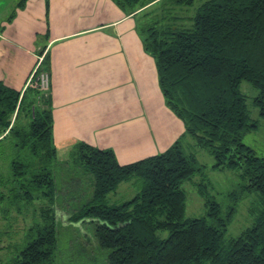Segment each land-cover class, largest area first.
<instances>
[{
  "label": "trees",
  "instance_id": "16d2710c",
  "mask_svg": "<svg viewBox=\"0 0 264 264\" xmlns=\"http://www.w3.org/2000/svg\"><path fill=\"white\" fill-rule=\"evenodd\" d=\"M194 1L113 0L127 15L144 12L142 17L160 3H168L170 11ZM192 21L186 26L176 16L154 15L139 25L166 106L183 122L185 132L166 152L135 163L120 165L113 150L80 143L70 150V162L61 164L49 92L43 93L34 79L24 92L0 81V144L7 141L6 151L13 157L8 179H0V227L22 204L40 203L34 224L6 264L55 263L62 244L57 210L63 203L73 208L70 225L93 226L106 264H264V157L243 143L257 124L250 122L240 91L243 81L259 90L253 103L264 118V0H209ZM46 59L39 73L47 72ZM188 139L214 157V170L241 171L244 184L230 193L226 209L202 184L207 216L186 220L182 184L206 170L196 153L187 152L192 146ZM131 180L140 186L138 194L120 205L110 204L109 195ZM70 185L73 198L68 197ZM252 193L258 196L255 221L239 236L226 239L236 204ZM161 232L168 237L161 238ZM4 236L13 238L0 229V238Z\"/></svg>",
  "mask_w": 264,
  "mask_h": 264
},
{
  "label": "crops",
  "instance_id": "0c3cea01",
  "mask_svg": "<svg viewBox=\"0 0 264 264\" xmlns=\"http://www.w3.org/2000/svg\"><path fill=\"white\" fill-rule=\"evenodd\" d=\"M20 1L0 0V81L24 92L47 55L53 138L62 153L84 143L113 150L127 165L183 136L144 49V12L127 15L113 0H28L23 8Z\"/></svg>",
  "mask_w": 264,
  "mask_h": 264
},
{
  "label": "rangeland",
  "instance_id": "374dc122",
  "mask_svg": "<svg viewBox=\"0 0 264 264\" xmlns=\"http://www.w3.org/2000/svg\"><path fill=\"white\" fill-rule=\"evenodd\" d=\"M209 0H195L190 7H183L182 10H167L169 4L162 6L163 3L156 5L146 12V16L140 18V22L148 24L154 15L158 17H178L181 24L191 26L192 18L196 10L205 2ZM37 78H32V80ZM32 82V81H31ZM35 83V82H33ZM240 91L246 98V108L250 117V122L257 124V128L248 132L243 137V143L252 148L258 157H264V118L260 116L259 109L253 103L254 98L258 95L259 90L254 88L250 83L243 81L240 85ZM44 93V92H43ZM189 140V139H188ZM190 141V140H189ZM4 141L0 144V179L5 181L10 175L9 164L13 157L10 152H7L9 144ZM192 146L187 149V152L196 153L199 163L205 166L206 170L202 175L193 177L192 180L185 181L182 184V189L186 193V208L185 219H200L207 216L206 199L200 194L199 188L201 185L207 187V193L213 197L216 202L226 209L231 201L229 199L230 193L238 190L244 184L241 178V171L230 169L214 170L212 167L215 164L214 157L205 150L197 149ZM55 144V143H54ZM58 150L59 161L64 163L70 162V152L64 154L61 148L55 145ZM75 146V145H74ZM71 146L70 150L74 147ZM135 163V162H134ZM64 165V164H63ZM68 165V164H67ZM121 165V164H120ZM72 168V164L68 165ZM73 184V183H72ZM72 185L67 189L72 191L68 197H74V190ZM90 186L86 187L89 191ZM140 191V186L135 183V180L124 182L120 184L117 191L109 195L110 204L120 205L127 201L132 200ZM87 193V192H86ZM71 204V203H70ZM40 208V203L34 202L33 205H21L19 211H12L11 219L1 224L0 229L11 233L13 238L4 236L1 239L0 247H8L7 249L0 250V264H6L13 258L16 243H22L27 228L34 224L33 219L34 210ZM66 204L58 205L57 217L60 222L59 233L62 244L60 251L57 252L54 264H106L104 254L98 249V243L94 237L93 226L89 224H69V214L71 207L65 208ZM258 206V196L255 193L245 196L240 199L236 204V213L232 222L228 225L225 238H234L241 234V232L252 226L255 221V214L253 209ZM19 212V213H18ZM17 217V218H16ZM161 238L168 237V232H161ZM69 242L72 244L69 246ZM10 246V247H9ZM97 253V254H96Z\"/></svg>",
  "mask_w": 264,
  "mask_h": 264
},
{
  "label": "built area",
  "instance_id": "2783aa9c",
  "mask_svg": "<svg viewBox=\"0 0 264 264\" xmlns=\"http://www.w3.org/2000/svg\"><path fill=\"white\" fill-rule=\"evenodd\" d=\"M44 57L38 58V64L35 67L33 71V77H36L37 79L35 80L37 87L44 93H48L50 91V76L49 73L47 72H41L39 73L41 64L43 62ZM37 75V76H36Z\"/></svg>",
  "mask_w": 264,
  "mask_h": 264
}]
</instances>
